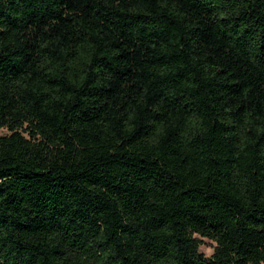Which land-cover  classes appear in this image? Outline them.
I'll return each instance as SVG.
<instances>
[{"label": "trees", "instance_id": "trees-1", "mask_svg": "<svg viewBox=\"0 0 264 264\" xmlns=\"http://www.w3.org/2000/svg\"><path fill=\"white\" fill-rule=\"evenodd\" d=\"M0 264H264V0H0Z\"/></svg>", "mask_w": 264, "mask_h": 264}, {"label": "rangeland", "instance_id": "rangeland-1", "mask_svg": "<svg viewBox=\"0 0 264 264\" xmlns=\"http://www.w3.org/2000/svg\"><path fill=\"white\" fill-rule=\"evenodd\" d=\"M198 239L201 240V243L199 245V252L206 258H209L212 253H213V249L215 246V243L207 240V239H202L197 237Z\"/></svg>", "mask_w": 264, "mask_h": 264}]
</instances>
